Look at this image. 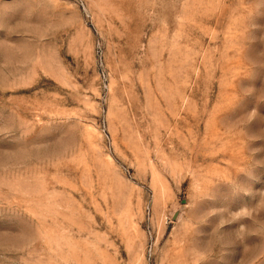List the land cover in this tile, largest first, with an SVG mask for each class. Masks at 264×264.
Wrapping results in <instances>:
<instances>
[{
	"label": "rangeland",
	"instance_id": "374dc122",
	"mask_svg": "<svg viewBox=\"0 0 264 264\" xmlns=\"http://www.w3.org/2000/svg\"><path fill=\"white\" fill-rule=\"evenodd\" d=\"M0 264H264V0H0Z\"/></svg>",
	"mask_w": 264,
	"mask_h": 264
}]
</instances>
